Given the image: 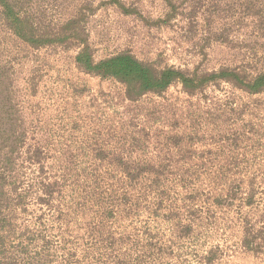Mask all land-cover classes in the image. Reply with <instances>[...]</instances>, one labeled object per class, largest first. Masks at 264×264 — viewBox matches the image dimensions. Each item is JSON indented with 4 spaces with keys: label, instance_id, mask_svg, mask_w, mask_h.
Returning <instances> with one entry per match:
<instances>
[{
    "label": "rangeland",
    "instance_id": "1",
    "mask_svg": "<svg viewBox=\"0 0 264 264\" xmlns=\"http://www.w3.org/2000/svg\"><path fill=\"white\" fill-rule=\"evenodd\" d=\"M108 1L40 0L36 7L49 21L68 19L85 3L98 7L87 25L97 61L130 52L191 73H264V21L245 12V0H171L175 9L168 0H119L131 14ZM77 53L33 49L0 28V58L15 67L28 130L19 187L31 193L17 229L42 232L57 253L54 264H264V92L220 82L189 95L176 84L132 102L124 85L78 69ZM101 177L137 178L113 230L134 244L151 237L161 253L128 244L120 261L87 258L77 239L68 248L76 257L61 250L64 227L40 204L39 183L58 180L54 209L67 210Z\"/></svg>",
    "mask_w": 264,
    "mask_h": 264
},
{
    "label": "trees",
    "instance_id": "2",
    "mask_svg": "<svg viewBox=\"0 0 264 264\" xmlns=\"http://www.w3.org/2000/svg\"><path fill=\"white\" fill-rule=\"evenodd\" d=\"M37 1L40 2L0 0V28L33 49L54 45L77 49L78 69L88 75L115 80L124 85L127 98L132 102L147 94L161 96L176 84H181L189 95L204 90L209 84L220 82L233 83L237 88L254 95L264 92V73L252 77L230 69L204 74L191 73L174 67L155 66L130 52H121L97 61L87 25L89 17L98 7L85 3L70 18L49 21L44 14H39ZM168 1L173 7L174 3ZM254 1L245 0V12L264 21V0ZM107 4L117 5L127 14L136 12L127 9L119 0H110ZM14 68L11 61L0 58V264H54L53 258L57 253L51 248V241L42 232H33L29 227L18 230L16 226L20 210L27 212L25 206L31 192L21 191L19 187L26 165L22 153L28 130L25 128L26 116L16 101L18 88ZM137 182V178L130 177L110 181L96 178L92 182L96 190L80 194L78 202L72 207L67 206V210L54 209V198L57 192L60 193L58 180L39 183L41 197L38 200L40 204L56 211L55 220L64 227L61 250L69 259L77 256L68 249L74 239L84 242L83 252L87 258L98 254L95 258L120 261L127 258L123 250L128 244H132L133 250L141 248L142 253L150 256L162 252L151 237L144 244H134L130 236H118L113 230L114 223L120 219L119 215L122 213L125 216L124 207L132 201L130 185ZM121 187L124 193H121ZM74 224L79 228V234L73 235ZM38 226H42L41 222ZM148 235L146 233V238ZM13 240L18 241L17 246H13ZM38 244L42 247L31 251Z\"/></svg>",
    "mask_w": 264,
    "mask_h": 264
}]
</instances>
